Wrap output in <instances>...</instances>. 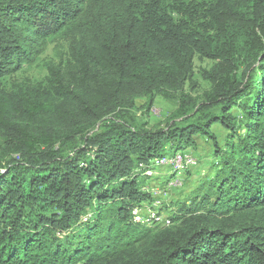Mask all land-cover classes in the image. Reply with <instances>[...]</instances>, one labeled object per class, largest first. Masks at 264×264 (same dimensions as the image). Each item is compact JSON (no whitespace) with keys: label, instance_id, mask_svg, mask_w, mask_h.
Returning <instances> with one entry per match:
<instances>
[{"label":"trees","instance_id":"obj_1","mask_svg":"<svg viewBox=\"0 0 264 264\" xmlns=\"http://www.w3.org/2000/svg\"><path fill=\"white\" fill-rule=\"evenodd\" d=\"M54 38L42 80L7 81ZM198 138L211 174L137 222L151 162ZM0 264H264V0H0Z\"/></svg>","mask_w":264,"mask_h":264},{"label":"rangeland","instance_id":"obj_2","mask_svg":"<svg viewBox=\"0 0 264 264\" xmlns=\"http://www.w3.org/2000/svg\"><path fill=\"white\" fill-rule=\"evenodd\" d=\"M66 51V43L59 38L50 41L44 52L41 53L30 65H24L21 70L9 78V82L23 83L25 81L35 82L42 80L46 74V67L54 65ZM213 64L207 60L196 57L193 61L195 90L187 88L186 92L191 93L193 98L199 100L203 92L208 89L207 81L204 79L203 71H209ZM14 82V83H15ZM177 102L167 101L157 96L150 109L145 107V99L136 100V117L139 121L147 123V129L157 131L166 126L170 115L176 110ZM217 145L222 147L223 140L227 131L220 125L213 126ZM199 147L197 150L187 149L183 153L186 162L177 168L163 164L161 160L151 162L150 171L147 172L148 178L143 182V189L151 195L150 201L142 202L139 210L133 212L137 222L144 221L146 217L160 215V219L166 218L167 212L162 211L160 206L163 204L176 203L190 195L200 180L211 174L210 164L216 162L213 144L204 139L197 140ZM177 170V175L168 184L164 181L167 176Z\"/></svg>","mask_w":264,"mask_h":264},{"label":"bare ground","instance_id":"obj_3","mask_svg":"<svg viewBox=\"0 0 264 264\" xmlns=\"http://www.w3.org/2000/svg\"><path fill=\"white\" fill-rule=\"evenodd\" d=\"M184 157H185L184 154H178V155H176V156H174V157H172V158H163V159H161V162H162L163 164L169 165L170 167H174V169H175V168H177L179 165H183V164H185V162H186L187 160H185V162L182 161V160L184 159Z\"/></svg>","mask_w":264,"mask_h":264},{"label":"built area","instance_id":"obj_4","mask_svg":"<svg viewBox=\"0 0 264 264\" xmlns=\"http://www.w3.org/2000/svg\"><path fill=\"white\" fill-rule=\"evenodd\" d=\"M185 160H186V156L184 157V159H183L182 161H184V162H185Z\"/></svg>","mask_w":264,"mask_h":264}]
</instances>
